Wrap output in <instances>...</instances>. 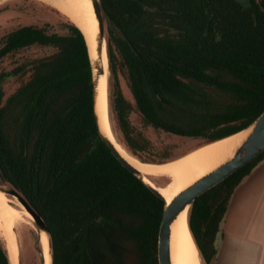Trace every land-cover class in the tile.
Returning a JSON list of instances; mask_svg holds the SVG:
<instances>
[{"label": "trees", "instance_id": "obj_1", "mask_svg": "<svg viewBox=\"0 0 264 264\" xmlns=\"http://www.w3.org/2000/svg\"><path fill=\"white\" fill-rule=\"evenodd\" d=\"M100 5L126 38L108 27V68L115 80L110 126L131 157L172 161L166 149L155 153L131 123L133 112L146 126L201 145L242 130L263 112L264 0ZM55 10L61 16L55 23L21 25L0 39V63L33 48L51 50L0 71V181L45 222L53 264H158L164 201L102 141L88 45L77 25ZM118 69L126 73L133 104L121 91ZM12 78L20 85L5 96L3 83ZM263 158L264 151L192 203L188 227L205 264L214 259L234 189ZM0 264H10L1 240Z\"/></svg>", "mask_w": 264, "mask_h": 264}, {"label": "bare ground", "instance_id": "obj_2", "mask_svg": "<svg viewBox=\"0 0 264 264\" xmlns=\"http://www.w3.org/2000/svg\"><path fill=\"white\" fill-rule=\"evenodd\" d=\"M52 6L68 16L83 33L88 47L94 49L95 36L98 22L96 20L91 0H48ZM53 7V8H54ZM92 57L93 52L91 51ZM105 73L97 83L96 113L101 130L112 141L119 153L137 169L144 181L155 186L168 203L177 193L194 183L200 177L214 170L216 167L230 158L234 149L245 137V132L233 135L213 144L194 149L189 153L163 164H148L128 155L113 139L108 122L107 112V55L105 44L102 45L101 59ZM98 97V99H97ZM151 177H165L169 183L165 186H157ZM23 218L32 219L23 210L19 203L15 204L11 199L0 192V238L5 241L10 264H18L17 240L12 229ZM170 253L172 264H201L199 252L192 239L187 225V211L185 210L170 227ZM40 244L44 258V264H50L48 237L40 234Z\"/></svg>", "mask_w": 264, "mask_h": 264}, {"label": "water", "instance_id": "obj_3", "mask_svg": "<svg viewBox=\"0 0 264 264\" xmlns=\"http://www.w3.org/2000/svg\"><path fill=\"white\" fill-rule=\"evenodd\" d=\"M242 5H248L250 0H234ZM92 7L94 10V14L96 20L98 22V30L95 36V42L97 39V46L95 49V55L92 57L91 51L89 49L91 64L93 68V84H94V112L97 121L98 131L102 141L105 143L106 147L109 149L114 158L131 174L137 177L152 193H154L158 198L164 201L163 207V215L161 219V223L158 231V240H157V260L158 264H172L171 263V253H170V240H171V224L186 210L187 217L192 203L196 200L197 197L213 188L224 179L229 177L235 171L252 161L259 154L264 151V110L263 112L248 126L243 128L242 130L231 134L225 138H221L219 140L198 146L196 149L204 147L205 145L213 144L215 142L221 141L233 135L239 134L241 132H245V137L239 143V145L234 149L230 158H228L221 165L216 167L211 172L197 179L194 183L183 189L181 192L177 193L168 203L165 198L159 193L155 186L149 185L146 183L141 175V173L135 169L117 150L112 141L106 136V134L101 130L99 125L98 115L96 113V96H97V83L100 76L103 74L101 72L100 67H97L96 62H94V58L97 57L101 59L102 53V45L104 43V34H103V24H104V16L100 0H91ZM107 20V19H106ZM108 27L111 28L113 33L118 38L126 39L122 32L116 30L115 26L112 22L108 21ZM85 38V37H84ZM86 40V39H85ZM87 43V41H86ZM105 44V43H104ZM88 45V44H87ZM106 55H107V44H106ZM108 58V57H107ZM108 63V60H107ZM109 122V120H108ZM110 131L111 126L109 122ZM113 136V133H112ZM113 139L115 140L114 136ZM117 143V141L115 140ZM118 144V143H117ZM0 192L4 193L6 197L13 200L15 199L20 206L25 210L38 230V241L40 242V234L44 233L48 237V250L50 257V264H53L52 253H51V240L48 232V228L41 218V216L34 211L23 198V196L17 192L13 187L9 184L0 181ZM188 225V221H187ZM189 229V227H188ZM190 231V230H189ZM12 233L15 235L14 229H12ZM16 240V239H15ZM16 246H17V241ZM200 256V255H199ZM41 263L44 264V258L42 250L40 252Z\"/></svg>", "mask_w": 264, "mask_h": 264}, {"label": "rangeland", "instance_id": "obj_4", "mask_svg": "<svg viewBox=\"0 0 264 264\" xmlns=\"http://www.w3.org/2000/svg\"><path fill=\"white\" fill-rule=\"evenodd\" d=\"M52 7L54 6H52L48 0H0V39L5 34L21 25H42L44 22L55 23L56 21L60 20V14H58V12ZM107 29L108 23L104 18L103 36L105 50L107 44ZM96 46L97 39L96 42H94V49L91 50L94 53L93 55H95ZM50 53V49L33 48L23 55L8 57L0 63V71L11 70L13 67H15L16 63L24 57L33 58ZM94 62H96L97 67H100L101 72H103L104 75L105 69L100 59L95 57ZM108 67L109 65L107 63V112L108 120L109 122L110 120L112 122V115L109 108V95L111 92L112 84L115 82V80ZM116 74L124 97L131 104H133L132 95L128 89V80L126 73H124L121 69H118ZM20 82L21 81L17 78L6 80L3 83L5 96L13 93L20 85ZM130 121L137 129L144 132L148 139L151 140L156 148L155 153H160L162 155V151L166 149L168 157L171 160H175L201 145L199 140L174 136L161 130H156L151 126H146L141 122L135 112L131 113ZM151 180L157 186H165L169 183V180L165 177H153L151 178ZM12 201L15 204L18 203L15 199H13ZM14 232L15 239L17 240L18 264H42L40 258L42 247L40 242L38 241L39 232L35 227L32 219L23 218V221H19L18 223H16L14 226ZM0 240L6 246V243H4L5 241H3L2 238H0ZM200 262L201 264H205L201 260V258Z\"/></svg>", "mask_w": 264, "mask_h": 264}, {"label": "crops", "instance_id": "obj_5", "mask_svg": "<svg viewBox=\"0 0 264 264\" xmlns=\"http://www.w3.org/2000/svg\"><path fill=\"white\" fill-rule=\"evenodd\" d=\"M212 264H264V158L228 201Z\"/></svg>", "mask_w": 264, "mask_h": 264}]
</instances>
